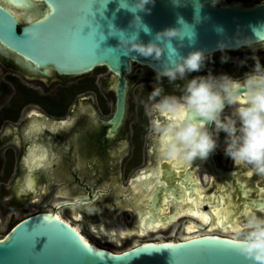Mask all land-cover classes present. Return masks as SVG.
<instances>
[{
	"label": "flooded vegetation",
	"instance_id": "af4514ba",
	"mask_svg": "<svg viewBox=\"0 0 264 264\" xmlns=\"http://www.w3.org/2000/svg\"><path fill=\"white\" fill-rule=\"evenodd\" d=\"M46 10L49 6L39 2L23 10L19 27L40 19L37 13ZM239 50L243 55L225 54L226 62H221L224 55L208 58L199 73L190 75L209 70L220 74L223 68L242 79L254 65L253 56L264 64L263 46ZM47 71L26 69L0 51V199L11 215L28 212L24 218L77 207L74 215L97 238L104 236L110 243L146 238L136 241L140 244L183 239L194 232L229 235L233 218L245 210L235 203L264 200V177L224 155L223 133L220 146L207 159L187 162L160 153L155 127L169 117L145 109L157 84L156 73L148 67L133 63L122 77L103 66L74 75ZM124 81L118 118V88ZM182 83L164 79L159 86L179 96ZM213 162L228 176L214 175ZM189 199L198 205L187 203ZM34 206L39 209L34 211ZM221 207L231 215L218 220L213 209ZM193 210L210 221L191 215ZM190 224L194 229L187 230ZM116 228L123 235L113 239Z\"/></svg>",
	"mask_w": 264,
	"mask_h": 264
},
{
	"label": "water",
	"instance_id": "95a60500",
	"mask_svg": "<svg viewBox=\"0 0 264 264\" xmlns=\"http://www.w3.org/2000/svg\"><path fill=\"white\" fill-rule=\"evenodd\" d=\"M49 2L58 6L57 14L43 25L33 21L19 27L10 9H0V51L20 66L42 74L49 69L58 74H84L103 66L122 77L133 63L155 73L162 67V61L117 49L118 36L108 35L110 28L129 35L136 32L145 43L159 31L181 28L183 45L171 38L180 55L202 49L210 56L247 47L240 46L237 38L256 41L259 37L264 41V1L244 6L218 0H154L146 5L150 11L136 13L129 11L135 0H39V4L48 6ZM134 15L141 16V26L132 23ZM144 25L150 32L144 31ZM41 28L43 33L32 35L33 30ZM222 39L226 43L224 51L218 48ZM175 58L171 50L164 54L165 60ZM124 83L118 88V118L124 106ZM212 168L221 178L229 174L218 170L214 162ZM235 204L240 209L245 205L258 208L264 200ZM52 225H58L60 232L49 230ZM224 237L201 234L175 241H147L112 252L86 243L73 226L54 213L37 212L19 220L0 237V264H252L233 248L229 252Z\"/></svg>",
	"mask_w": 264,
	"mask_h": 264
},
{
	"label": "clouds",
	"instance_id": "9594fccd",
	"mask_svg": "<svg viewBox=\"0 0 264 264\" xmlns=\"http://www.w3.org/2000/svg\"><path fill=\"white\" fill-rule=\"evenodd\" d=\"M150 3L154 0H135L129 11L148 12L150 8L146 5ZM132 23L141 26V16L134 15ZM143 28L146 33L150 32L146 25ZM217 31L222 32V29L217 28ZM108 35L118 36L117 49L162 61V67L156 69L154 80L157 84L144 103L146 111L169 117L166 123H157L155 127V132L160 134L159 150L164 157L187 162L207 159L220 146L223 133L224 155L234 164L244 165L257 176L264 177V64L258 56H253L254 65L242 79L227 73L213 74L211 70L204 75H190L200 72L208 55L202 49L178 54L171 38H177L183 45L185 34L181 28L159 31L147 43L136 32L129 35L110 28ZM237 43L253 49L257 45L264 46L259 37L256 41L249 37L237 38ZM218 48L225 50L223 39L218 41ZM167 50L175 54L174 61L164 59ZM228 59L224 55L221 62ZM164 79L169 83L182 81V85H178L181 94H166L159 86ZM229 232L223 239L231 242L236 253L252 264H264V205L245 209Z\"/></svg>",
	"mask_w": 264,
	"mask_h": 264
},
{
	"label": "rangeland",
	"instance_id": "374dc122",
	"mask_svg": "<svg viewBox=\"0 0 264 264\" xmlns=\"http://www.w3.org/2000/svg\"><path fill=\"white\" fill-rule=\"evenodd\" d=\"M263 1V0H260ZM219 3H227L228 0H218ZM230 2H238L241 3L244 6H248V5H252L255 2H258V0H231ZM244 51L243 50H237V52L232 53V52H222V53H216L213 55H210L208 58L214 57V56H221V55H225L227 54L228 56L231 57H235L236 54H242ZM243 55V54H242ZM241 55V57H242ZM244 59H240V62H243ZM223 67V66H222ZM239 68V67H238ZM220 73H226L223 71V68H221V72ZM224 158V157H223ZM225 159V158H224ZM124 184V182H123ZM5 205L4 202L0 199V237L3 236L4 234H6L10 227L20 218H22L23 216H25L27 213L26 212H20V211H14L15 214L11 215L12 211H5ZM38 206H34L33 210H38ZM77 210V207H72V208H60L59 212L66 218L70 219L72 223L78 225V227L80 228V230L82 231V233L92 242H94L95 244H97L100 247H104L107 248L111 251L114 252H119L122 251L126 248H129L130 246L134 245L133 242H138L140 239H146V238H141V237H127L124 238L123 240H120L118 243L115 242H107L106 238L103 236L102 240L97 238L96 236H94L93 234H91L90 232L87 231V228L85 227L83 220L76 218V216L74 215L75 211ZM86 210V209H85ZM31 212V211H30ZM29 212V213H30ZM128 222V221H127ZM172 240L176 239V237H172L170 238Z\"/></svg>",
	"mask_w": 264,
	"mask_h": 264
},
{
	"label": "snow or ice",
	"instance_id": "6c2138e0",
	"mask_svg": "<svg viewBox=\"0 0 264 264\" xmlns=\"http://www.w3.org/2000/svg\"><path fill=\"white\" fill-rule=\"evenodd\" d=\"M38 2H39V0H8V4L9 5L15 4L18 9H22L25 12H27L30 9L35 8V6L37 5ZM4 8H5L4 0H0V9H4ZM49 9L50 10H46L43 13H37V14H39L41 16V19L37 20V21H34L35 25H43V24H45L46 22L50 21L51 19H53L55 17V15L57 14L58 6H55V5H53L52 3L49 2ZM5 10H7V9H5ZM41 33H43V29L42 28L41 29H35V30H33L32 35L33 36L34 35H39ZM61 123H67V121H64V122H61ZM150 175H152V173H150ZM262 191H264V190H262ZM222 202L223 201H221V203ZM187 203L195 204L196 201L194 199H189L187 201ZM244 208L248 209L246 205L244 206ZM213 212L217 216L218 219L222 217V213H221L220 209H218V208L213 209ZM191 215L197 216V217L203 219L205 223H207L208 219H209V217L206 214H203V213H201L198 210H193L191 212ZM223 215H231V214L230 213H225ZM77 218H79V217H77ZM157 226H159V225H157ZM229 227H231V225H229ZM49 230L55 231V232H58V233L60 232V229H59L58 225L49 226ZM70 230L73 231L72 229H70ZM226 242H228L227 245L230 246L229 252H231V249L233 248V245L229 241H226ZM89 251H91V249H89Z\"/></svg>",
	"mask_w": 264,
	"mask_h": 264
},
{
	"label": "bare ground",
	"instance_id": "6f19581e",
	"mask_svg": "<svg viewBox=\"0 0 264 264\" xmlns=\"http://www.w3.org/2000/svg\"><path fill=\"white\" fill-rule=\"evenodd\" d=\"M4 3H5V7H6V8H9V9H10V10H11V11L17 16V18H19V16H22V14H21V12H23L22 9H18V8L16 7L15 4H11V5H9V4H8V0H4ZM257 46H259V45H257ZM263 47H264V46H263ZM225 52H228V51H225ZM28 189H31V185L28 186ZM196 205H198V203H196ZM220 205H221V204H220ZM214 206H216V205H214ZM219 209H220L222 215L226 213V210H225V209L223 210L222 207L219 208ZM54 214H55V216H56L57 218H59V219L65 221V222H67L68 224H70L71 226H73L74 229L80 234L81 238H82L86 243L91 244V245H94V246H97V247H99V248H102V247L98 246L97 244H95L94 242L90 241V240H89V239H88V238L82 233V231L80 230V228L78 227V225L72 223L70 219H68V218H66V217H63L59 212H55ZM206 215H207V214H206ZM237 217H238V216H236L235 218H233L234 223H235ZM200 219H201V218H200ZM218 220H219V219H218ZM201 221L204 222L203 219H201ZM208 221H210V217H209ZM233 225H234V224H232L231 227H232ZM193 227H194L193 224H190V225H188V226L186 227V229H187V230H188V229H189V230H190V229H194ZM231 227H230V228H231ZM224 230H225V228H224ZM204 234H214V233H204ZM121 235H123L122 230H121L120 228H116V229L114 230V233L111 234V238L116 239V238H118V237L121 236ZM198 235H201V234H200V233H197V232H194V233H191V235L188 234V235L183 236V238H186V237H194V236H198ZM217 235H218V234H217ZM219 236H228V235H219ZM161 241H162V240H161ZM170 241H175V240H170ZM133 244H134V245H137L138 243L133 242ZM134 245H133V246H134ZM131 247H132V246H131ZM105 249H106V248H105ZM112 252H114V251H112Z\"/></svg>",
	"mask_w": 264,
	"mask_h": 264
},
{
	"label": "trees",
	"instance_id": "16d2710c",
	"mask_svg": "<svg viewBox=\"0 0 264 264\" xmlns=\"http://www.w3.org/2000/svg\"><path fill=\"white\" fill-rule=\"evenodd\" d=\"M208 64H210V62H208Z\"/></svg>",
	"mask_w": 264,
	"mask_h": 264
}]
</instances>
